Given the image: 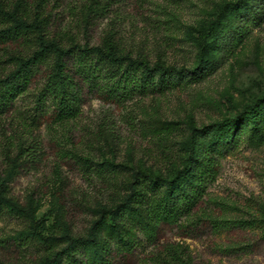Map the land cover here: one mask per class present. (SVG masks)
Returning <instances> with one entry per match:
<instances>
[{
  "label": "rangeland",
  "instance_id": "1",
  "mask_svg": "<svg viewBox=\"0 0 264 264\" xmlns=\"http://www.w3.org/2000/svg\"><path fill=\"white\" fill-rule=\"evenodd\" d=\"M87 1L50 4V32L68 33L90 45H98L110 33L133 55L190 68L196 60L198 26L228 0H111L106 15L83 32L76 23ZM42 72L41 68L13 112L0 118V171L11 129L17 125V135L35 150L11 182L10 194L20 203L28 195L39 199L40 218L49 209L52 192L60 188L66 220L72 231L80 234L92 219L90 209L108 203L126 176L120 170L99 173L95 168L86 169L80 158L162 168L157 144L144 133L145 120L178 122L181 130L200 128L233 115L262 94L264 20L202 82H181L164 94L136 96L123 103L85 95L79 116L63 123L32 121ZM210 220L225 223L219 229L220 224ZM190 221L193 225L188 226ZM52 222L49 217L46 223ZM185 224L163 226L154 245L143 243L116 264H152L155 256L187 264H264V145L253 148L242 143L221 158L215 181ZM25 226L22 219L0 215V264H30L42 254L38 246L8 240Z\"/></svg>",
  "mask_w": 264,
  "mask_h": 264
},
{
  "label": "trees",
  "instance_id": "2",
  "mask_svg": "<svg viewBox=\"0 0 264 264\" xmlns=\"http://www.w3.org/2000/svg\"><path fill=\"white\" fill-rule=\"evenodd\" d=\"M59 1L0 0V118L13 112L41 68L42 81L34 95L36 118L32 121L54 124L76 119L85 95L123 103L136 96L164 94L181 82H202L264 20V0L222 2L198 26L194 64L175 67L159 60L151 62L143 54L133 55L110 33L98 45L81 43L68 33L53 35L49 5ZM110 6L111 0H88L78 14L76 27L85 32ZM143 123L144 133L157 144L164 165L134 168L80 158L86 169L126 173L112 199L90 209L92 219L80 234L73 232L66 220L60 188L52 192L49 209L40 218L39 199L28 195L20 203L10 194L11 182L34 152L33 145L17 135V125L11 129L0 171V215L26 223L25 228L8 236L9 241L42 249L30 264H116L143 243L154 245L163 226L193 225V221L185 222L215 181L220 159L242 143L253 148L264 145V92L233 115L200 128L181 130L178 122L155 119ZM49 217L53 220L50 225L46 223ZM210 222L220 224L219 229L225 223ZM152 262L187 264L160 256Z\"/></svg>",
  "mask_w": 264,
  "mask_h": 264
}]
</instances>
